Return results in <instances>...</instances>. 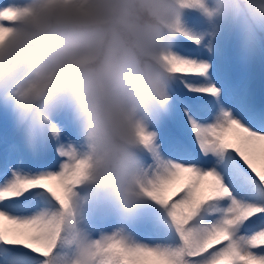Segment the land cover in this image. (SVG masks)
<instances>
[{
    "label": "clouds",
    "instance_id": "clouds-1",
    "mask_svg": "<svg viewBox=\"0 0 264 264\" xmlns=\"http://www.w3.org/2000/svg\"><path fill=\"white\" fill-rule=\"evenodd\" d=\"M5 11L15 16L0 17L9 29L0 104L28 151L53 143L68 164L82 162L71 206L58 216L63 251L49 264H107L108 243L135 220L160 164L152 125L170 102L176 41L188 34L207 46L234 30L251 55L264 36V0H9ZM100 204L120 226L94 237L89 215Z\"/></svg>",
    "mask_w": 264,
    "mask_h": 264
},
{
    "label": "snow or ice",
    "instance_id": "snow-or-ice-1",
    "mask_svg": "<svg viewBox=\"0 0 264 264\" xmlns=\"http://www.w3.org/2000/svg\"><path fill=\"white\" fill-rule=\"evenodd\" d=\"M14 16L0 13L6 22ZM8 33L0 24V41ZM179 41L207 55L183 53ZM198 45L188 34L175 43L170 102L152 125L160 164L135 220L108 243L107 264H264V110L226 80L218 43ZM168 119L192 140L165 146L160 129ZM42 151L45 162H22ZM20 158L0 172V264H49L63 251L58 216L71 206L82 162L68 164L53 143Z\"/></svg>",
    "mask_w": 264,
    "mask_h": 264
},
{
    "label": "rangeland",
    "instance_id": "rangeland-1",
    "mask_svg": "<svg viewBox=\"0 0 264 264\" xmlns=\"http://www.w3.org/2000/svg\"><path fill=\"white\" fill-rule=\"evenodd\" d=\"M8 2L9 0H0V7L7 5ZM197 16L198 14H196L195 12L187 13V19L190 22L195 21ZM196 25L200 26L202 25V23H197ZM230 37H231V32L227 30V32L225 33V39L228 40ZM237 41L239 45V56L240 57L236 58L237 62L235 64L238 68V73L240 75V81L238 84H235L234 82L233 83L229 82V83L232 85L234 90L236 89L237 94L240 92L241 94L246 93L247 98L249 99L250 93H257L264 80V58L262 56V52H261L259 45L253 54L246 55L242 50L241 39H240L239 34L237 36ZM215 42L218 43L217 39L215 40ZM177 44L181 48L188 50V51H197V50L200 51L201 50V49L195 48L194 46H189L190 42L185 43L183 41H179ZM224 73L226 74V69H224ZM225 78L227 80V76H225ZM227 101H230V100H226V104L228 105ZM61 120L62 122L67 124V122L64 120L63 117H61ZM14 126H16V124H15L12 113L9 111L8 108L0 104V148H1V144H3V141L6 140V138H8V134L14 133ZM181 131L186 135H191L190 132L185 133L182 129ZM167 136H169V139L167 140V142H164L165 146L167 145L168 141L171 139L170 138L171 135L169 133H167ZM70 137H72V130L70 126H67L63 139L67 140ZM21 140L23 143V148L10 147L11 160L8 158L9 160L8 163L4 165H7L9 163H12V164L19 163L21 162L20 156L29 157L31 155V152L28 151V149L25 147L22 137H21ZM8 146H11V145L9 144L7 145V147ZM54 154L55 153H53V155ZM2 158H3V155L1 153V159ZM35 159H36V156L31 157V158H23L22 162L25 164V166H35ZM119 226L120 224H119L117 217H116V220H108L105 223L98 225V226L91 225L89 223V228L94 237L99 236L101 233H111L114 229H116ZM140 234L141 236H145V237L148 236V232L146 229H141Z\"/></svg>",
    "mask_w": 264,
    "mask_h": 264
}]
</instances>
